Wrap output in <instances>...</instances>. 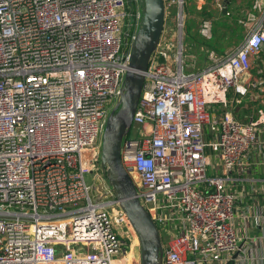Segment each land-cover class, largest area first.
<instances>
[{
  "label": "built area",
  "instance_id": "built-area-1",
  "mask_svg": "<svg viewBox=\"0 0 264 264\" xmlns=\"http://www.w3.org/2000/svg\"><path fill=\"white\" fill-rule=\"evenodd\" d=\"M185 3L163 0L176 48H162V30L121 164L161 264H264V204L250 201L264 181L235 188L264 151V0L241 10L238 46L204 49L200 67L183 60ZM142 12L140 0H0V264H119L131 249L137 235L99 158ZM212 28L203 17L197 31L208 40Z\"/></svg>",
  "mask_w": 264,
  "mask_h": 264
},
{
  "label": "water",
  "instance_id": "water-1",
  "mask_svg": "<svg viewBox=\"0 0 264 264\" xmlns=\"http://www.w3.org/2000/svg\"><path fill=\"white\" fill-rule=\"evenodd\" d=\"M230 1L222 0L223 14ZM140 2L143 6L141 22L130 45L128 69L123 76L119 98L106 118L101 137L99 166L137 235L140 264H161L162 244L157 227L140 203L136 187L120 160L121 141L130 129L144 73L165 20L163 0ZM178 18L182 22L181 7Z\"/></svg>",
  "mask_w": 264,
  "mask_h": 264
},
{
  "label": "rangeland",
  "instance_id": "rangeland-1",
  "mask_svg": "<svg viewBox=\"0 0 264 264\" xmlns=\"http://www.w3.org/2000/svg\"><path fill=\"white\" fill-rule=\"evenodd\" d=\"M211 0H186L185 3V13H183V19L185 20V23L189 25V33L191 35L197 34L198 31V25L200 20L203 17H211L213 18V28H212V37L209 40L210 44H212L213 50L216 52L218 56H224L225 54L232 51L235 47L238 46V44L243 39V30L242 27L239 25V23L236 22V17H238V14L241 16L242 11L241 9H245V5H247V2L249 0H243L241 7L238 8L240 12H233V10L228 9V13L226 15H223L222 12H220L217 8H208L206 7V4H210ZM252 1V0H251ZM127 11L133 10V4L129 3L127 4ZM238 11V10H236ZM172 14H175V6L171 8ZM183 20V21H184ZM176 18L173 17V19H165L163 24V36L165 37L162 40V48L165 50H172L170 53L173 55L175 48H176V33L177 29L175 27ZM199 35V34H198ZM196 37H198L196 35ZM201 37V36H200ZM174 39V40H173ZM172 41V42H171ZM182 42H183V60L184 64L191 63L189 60L190 55L197 56L198 59H196V63L194 64L195 67H200L203 64H206V61L204 59V55L202 54L203 51L200 50V47H197L194 45L191 41H189L187 38H184V34L182 35ZM212 49V48H211ZM190 68H187V66H184L185 71H189ZM130 136H134L132 130L130 131ZM213 165H209L206 169V174L210 175ZM99 171L102 174L101 169L99 168ZM86 180L89 181V176L85 175ZM161 239L162 242H165L168 235H165L164 232L160 229ZM130 250L128 249L127 253ZM134 258L135 262L132 264H140V255L138 250H134ZM127 253L122 255V252L116 253L114 255L115 258L122 257V260L119 264H126L125 257L127 256Z\"/></svg>",
  "mask_w": 264,
  "mask_h": 264
},
{
  "label": "crops",
  "instance_id": "crops-1",
  "mask_svg": "<svg viewBox=\"0 0 264 264\" xmlns=\"http://www.w3.org/2000/svg\"><path fill=\"white\" fill-rule=\"evenodd\" d=\"M243 0H231L229 2V4L227 5L226 8V13L223 15H226L228 13V9L233 10V12H240L238 8L241 7ZM251 0H249L247 2V5H245L244 7L248 6L250 4ZM206 7L210 8L212 7L210 4H206ZM213 8V7H212ZM243 8V7H241ZM238 10V11H236ZM238 17H240V15L238 14ZM236 17V20L237 18ZM237 22V21H236ZM239 111H241V109H239ZM237 177L241 180L239 182L238 186H235V188L239 189V187L241 186V184H243L244 186H246V189H248L250 187L251 184L255 185L254 187L257 188L258 187V183H261L262 181H264V151L263 152H257L253 153L250 159V165H248L244 171H242L241 175H237ZM248 180H254L251 184H249ZM251 194V202H255V203H260V204H264V193L262 192H254V190H252L250 192Z\"/></svg>",
  "mask_w": 264,
  "mask_h": 264
},
{
  "label": "trees",
  "instance_id": "trees-1",
  "mask_svg": "<svg viewBox=\"0 0 264 264\" xmlns=\"http://www.w3.org/2000/svg\"><path fill=\"white\" fill-rule=\"evenodd\" d=\"M185 4H184V6H183V13H185ZM184 20V19H183ZM183 34H184V38H187L189 41H191L194 45H196L197 47H200V50H204V49H206V50H209V49H213V47L214 46H212V44H210V42H209V40H207V39H204V38H202V37H200L199 35H198V33L197 34H193V35H191L190 33H189V25H187L186 23H185V20L183 21ZM196 35L198 36V37H196ZM203 55H204V52L202 53ZM228 96H229V94H228Z\"/></svg>",
  "mask_w": 264,
  "mask_h": 264
},
{
  "label": "bare ground",
  "instance_id": "bare-ground-1",
  "mask_svg": "<svg viewBox=\"0 0 264 264\" xmlns=\"http://www.w3.org/2000/svg\"><path fill=\"white\" fill-rule=\"evenodd\" d=\"M209 83H213L214 84V80L212 79L211 76L206 77L205 78ZM134 250H138L139 252V242L138 239L136 238L132 244H131V249L130 251L127 253V256L125 257L126 264H132L133 262H135V258H134Z\"/></svg>",
  "mask_w": 264,
  "mask_h": 264
}]
</instances>
